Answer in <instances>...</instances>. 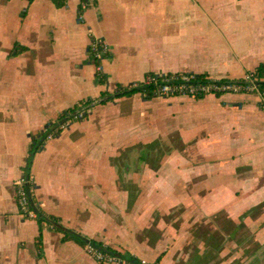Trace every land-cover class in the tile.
I'll return each mask as SVG.
<instances>
[{"label": "crops", "instance_id": "obj_1", "mask_svg": "<svg viewBox=\"0 0 264 264\" xmlns=\"http://www.w3.org/2000/svg\"><path fill=\"white\" fill-rule=\"evenodd\" d=\"M81 2L0 0V264H120L20 212L15 181L64 111L149 72L241 78L264 64V0H85L80 20ZM92 36L110 48L104 81ZM88 112L34 155L45 215L148 263L264 264L259 94L138 91Z\"/></svg>", "mask_w": 264, "mask_h": 264}, {"label": "built area", "instance_id": "obj_2", "mask_svg": "<svg viewBox=\"0 0 264 264\" xmlns=\"http://www.w3.org/2000/svg\"><path fill=\"white\" fill-rule=\"evenodd\" d=\"M90 53L92 59H102L110 53L108 43L101 37L92 36L90 42ZM101 71V64L97 65ZM262 78L255 70L248 71L241 78L214 77L203 73L184 70L169 73L149 72L141 80L133 84H154V93L156 96H176L183 95L189 97H203L208 94L220 95L223 93H257L264 100V90L261 88ZM85 117V110H80L71 117L66 118L65 123ZM49 133L48 136H52ZM32 178L23 174L15 181L16 198L20 212L30 218L38 217V201L32 199L33 189H28L27 183ZM86 250L99 261H115L120 264H128L129 261L123 256L109 253L92 243L86 245ZM143 262H146L143 260ZM148 263V262H147ZM155 264V263H148Z\"/></svg>", "mask_w": 264, "mask_h": 264}, {"label": "trees", "instance_id": "obj_3", "mask_svg": "<svg viewBox=\"0 0 264 264\" xmlns=\"http://www.w3.org/2000/svg\"><path fill=\"white\" fill-rule=\"evenodd\" d=\"M57 4L61 5L64 4L65 0H56ZM83 2H85V0H82V2L79 5V19H82V15L81 12L84 8V4ZM19 49H21V47H19L18 45H16L13 49V53H17L19 51ZM95 62L97 65L101 64V59H95ZM255 71L258 73V75L262 78L264 77V64L261 63L257 66V68L255 69ZM97 77L98 80L100 81H104V74H102L101 71L97 70ZM154 88L155 85L154 84H148V85H144V84H129V85H122V84H118L115 89L113 91H104L102 92L101 96L96 98V99H87V100H81L79 103H77L76 105H74L73 107L68 108L66 111H64L60 116L59 119H63V118H68L71 117L73 114L77 113L80 110H85V116L88 114V109L93 105L96 104L98 102H103L106 101L108 99H112L118 96H123V95H131L135 92H142L144 94V96L146 98H151L153 96H156L154 93ZM261 88L264 90V79H262L261 81ZM61 123H59V121H55L52 123H49L46 128L43 130V132L41 133V135L35 139V141L33 142L32 147L30 148L29 151V155L27 158V164H26V169H25V175L29 176V178H31V166L33 163V158L34 155L36 154V152L41 148V146L44 144L45 139L47 138L49 133H52L53 135L56 134L58 131H60L61 128ZM27 187L28 189H33V182L32 180L30 182L27 183ZM32 199H36L35 195H34V191H33V195H32ZM38 210V221L40 222V224L48 217L49 221L52 222V226L63 231V239H69V238H73L75 240H77L78 242H80L83 245H87L88 243H92L95 246L98 245H103V243L101 241H98L96 239L93 238H89L85 235H83L80 232L74 231L68 227H65L64 225L59 224L58 222H60V217L55 216L53 214L51 215H45L41 209V207H37ZM42 238V231H40V234L38 235V240H40ZM108 249H110L113 252H119L124 258H126L129 262L134 263V264H148L147 262H143L142 259L136 257L135 255H133L130 252H121L118 249H114L113 247H111L110 245H105ZM103 262V261H101Z\"/></svg>", "mask_w": 264, "mask_h": 264}, {"label": "water", "instance_id": "obj_4", "mask_svg": "<svg viewBox=\"0 0 264 264\" xmlns=\"http://www.w3.org/2000/svg\"><path fill=\"white\" fill-rule=\"evenodd\" d=\"M97 247H99V248H101V249H103V250H105V251H107V252H109V253H112V254H116V255H120V256H122L119 252H113V251H111V250L108 249L105 245H98Z\"/></svg>", "mask_w": 264, "mask_h": 264}, {"label": "rangeland", "instance_id": "obj_5", "mask_svg": "<svg viewBox=\"0 0 264 264\" xmlns=\"http://www.w3.org/2000/svg\"><path fill=\"white\" fill-rule=\"evenodd\" d=\"M164 108V107H163ZM89 110V109H88ZM154 112H158V109L156 110V108H154V110H153ZM166 111V110H165ZM89 113V112H88ZM88 116V114L85 116V117H83L82 119H85L86 117ZM82 119H76L75 121H77V120H82ZM71 122V121H70ZM70 122H67V123H65V125L63 126V127H67L69 124H70ZM64 128H62L61 130H63ZM53 136V135H52ZM52 136H47V138H50V137H52Z\"/></svg>", "mask_w": 264, "mask_h": 264}]
</instances>
